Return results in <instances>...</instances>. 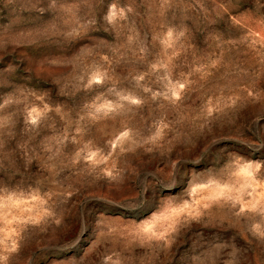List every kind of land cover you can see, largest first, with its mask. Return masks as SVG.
<instances>
[{
  "label": "rangeland",
  "instance_id": "obj_1",
  "mask_svg": "<svg viewBox=\"0 0 264 264\" xmlns=\"http://www.w3.org/2000/svg\"><path fill=\"white\" fill-rule=\"evenodd\" d=\"M0 264H264V0H0Z\"/></svg>",
  "mask_w": 264,
  "mask_h": 264
}]
</instances>
